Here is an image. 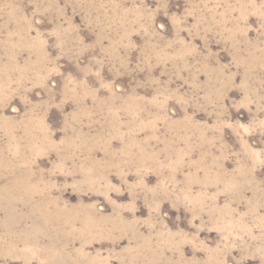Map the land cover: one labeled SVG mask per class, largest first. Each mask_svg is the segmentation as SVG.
<instances>
[{
    "label": "rangeland",
    "instance_id": "obj_1",
    "mask_svg": "<svg viewBox=\"0 0 264 264\" xmlns=\"http://www.w3.org/2000/svg\"><path fill=\"white\" fill-rule=\"evenodd\" d=\"M0 264H264V0H0Z\"/></svg>",
    "mask_w": 264,
    "mask_h": 264
}]
</instances>
